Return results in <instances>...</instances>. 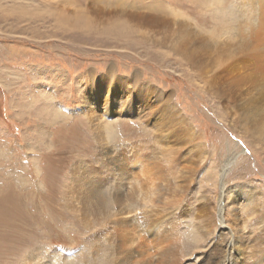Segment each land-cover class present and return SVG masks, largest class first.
<instances>
[{
    "label": "rangeland",
    "instance_id": "obj_1",
    "mask_svg": "<svg viewBox=\"0 0 264 264\" xmlns=\"http://www.w3.org/2000/svg\"><path fill=\"white\" fill-rule=\"evenodd\" d=\"M257 12L253 0H0V264H204L212 249L226 264L243 258L235 237L264 264V142L217 95L261 73L244 53ZM263 66L241 85L249 115ZM109 67L121 83L94 87L89 73ZM121 220L151 233V256L143 243L127 254Z\"/></svg>",
    "mask_w": 264,
    "mask_h": 264
},
{
    "label": "bare ground",
    "instance_id": "obj_2",
    "mask_svg": "<svg viewBox=\"0 0 264 264\" xmlns=\"http://www.w3.org/2000/svg\"><path fill=\"white\" fill-rule=\"evenodd\" d=\"M222 1V0H221ZM254 3L258 4V12H257V15L255 14L254 18L251 19V21L249 20L248 21V29H251V32H253V35L254 37H252V39L254 40H257L255 43H259L257 45H255L256 48L254 47H250V48H247L246 51L244 53H246V58H247V61L249 60L248 64H249V68H254L255 70H260L261 73H262V69L259 68L260 65H264V0H253ZM220 2V1H219ZM222 3V2H221ZM221 6V4H220ZM217 7V6H216ZM242 8V7H241ZM216 9V8H215ZM221 10V9H220ZM231 10V9H230ZM243 13V11H242ZM241 13V14H242ZM224 14V12H223ZM226 14V12H225ZM229 14V13H228ZM230 15V14H229ZM252 15V14H251ZM155 16V15H153ZM153 16H149L148 17V24L151 25V24H156L157 21L159 20V17H153ZM227 17V16H226ZM249 17V16H248ZM236 18V16H235ZM243 19V18H242ZM142 20V19H141ZM233 20V19H232ZM238 23V22H237ZM236 23V24H237ZM251 23V24H250ZM226 25V24H225ZM246 27V25H245ZM237 28V27H236ZM235 30V29H234ZM237 30V29H236ZM235 30V31H236ZM213 33V32H212ZM225 33V32H224ZM249 36V35H247ZM243 37V36H242ZM250 37V38H251ZM233 38V37H232ZM238 38V37H237ZM248 38V37H247ZM249 38V39H250ZM251 40V39H250ZM249 40V42H250ZM240 42V40H239ZM214 44V40L211 42ZM224 43V42H223ZM234 43V42H233ZM238 43V42H237ZM241 43V42H240ZM253 43V42H252ZM218 44V42H217ZM215 44V45H217ZM242 44V43H241ZM223 45V44H221ZM235 45V44H234ZM240 45V44H239ZM231 46V45H230ZM236 46V45H235ZM235 46H231L229 49L227 47H223L222 46V49H224L223 51H226V52H229L231 55H238L239 51H240V48H235ZM243 53V54H244ZM228 57L230 58V55L227 54ZM240 55V54H239ZM187 56V55H185ZM223 56V55H222ZM243 56V55H242ZM232 57V56H231ZM238 58V57H237ZM236 58V59H237ZM191 60V58H190ZM245 62V61H244ZM222 64V63H221ZM235 64V63H234ZM242 63L239 61L237 63V66H233V68L231 69V72L233 73L232 70H236V69H242L240 68L239 66L241 65ZM247 64V63H246ZM217 65V64H216ZM220 65V64H219ZM231 65V64H230ZM215 67H218V66H215ZM229 67V66H228ZM232 67V66H231ZM264 67V66H263ZM220 68V67H219ZM230 68V67H229ZM258 68V69H257ZM262 68V67H261ZM225 71V70H224ZM251 71H253L251 69ZM94 72V71H93ZM93 72L89 73L88 77L90 79V81L92 82V85L95 87L96 84H98L99 88L100 89H105L106 87H114V86H117L118 84H120V80H118V78H116L115 76V72H114V68L113 67H109V70H108V74L106 75H102L100 76L97 75V74H94ZM221 72V71H220ZM230 72V73H231ZM248 72V71H247ZM257 73V71L255 72ZM258 73H260L258 71ZM257 73V74H258ZM259 74V75H262V74ZM242 74V73H240ZM247 74V73H246ZM243 75V74H242ZM259 75H256L254 74L253 77L251 76H241L239 75L238 77L237 76H232L229 78V83L231 81V83H233V87L229 88V89H225V85L226 84H221V88H219V91H218V96L220 99H222V101L224 102V105L226 106V109L232 111V114L235 116V117H238V123L241 124V128L244 129L248 134L251 135V137H254L255 139L261 141L262 143L264 142V91L263 92H258V97H253L251 99V101L253 102H257V107H256V111L255 113H253L252 115H249L250 113L248 112V109L244 104H240L241 102H243V97H244V94L242 93V90H241V85H246L245 83H248V82H253L255 85L258 83V81H260L259 79ZM262 80V79H261ZM128 81V80H126ZM125 81V82H126ZM129 82V81H128ZM226 82V81H225ZM107 83H109L110 85H108ZM134 84V83H133ZM132 84V85H133ZM138 85V84H137ZM235 85V87H234ZM231 86V85H230ZM91 87V86H90ZM92 88V87H91ZM98 88V89H99ZM142 88V87H141ZM145 88V87H144ZM243 88V87H242ZM258 88V87H257ZM149 89V88H148ZM111 91V90H110ZM145 92V91H144ZM104 93V92H103ZM141 93V92H140ZM143 93V92H142ZM154 92H152V90L150 91H147L144 93L145 96H147L148 94L149 95H153ZM94 94V90L93 89H90V92H89V96H88V99L92 100L90 97H92ZM106 94V98L108 99L109 98V91H105ZM157 95V94H156ZM255 96V95H254ZM119 95L115 94L114 95V99H119ZM156 97V96H155ZM204 99V98H203ZM263 100V101H262ZM108 101V100H107ZM249 101V100H248ZM87 102L90 103L89 100H87ZM105 102V101H104ZM222 102V103H223ZM108 103V102H107ZM253 104V103H252ZM251 107V106H250ZM255 107V106H254ZM231 113V112H230ZM95 112H93L91 114V119L93 122H95V120H100L101 118H98L97 116H95ZM94 119V120H93ZM236 119V118H234ZM67 121V119H66ZM102 121V120H100ZM103 122V121H102ZM100 123V122H99ZM184 124V123H183ZM237 124V123H236ZM100 125V124H99ZM104 125V124H102ZM95 126V125H94ZM101 126V125H100ZM102 127V126H101ZM106 127V126H105ZM102 129V128H101ZM104 130V129H103ZM184 130V129H183ZM99 131V130H97ZM168 136V135H167ZM43 137V136H42ZM102 137V136H100ZM48 138V137H47ZM51 143V142H50ZM180 143V142H179ZM259 145V144H258ZM264 148V147H263ZM169 150V149H168ZM194 152V151H193ZM200 152V151H198ZM197 155V153H195ZM194 154V155H195ZM192 156V155H190ZM120 159V158H119ZM122 159V158H121ZM120 159V160H121ZM189 159V158H188ZM119 160V161H120ZM190 161V160H189ZM117 162V161H116ZM123 163V162H122ZM195 163V162H193ZM120 165V163L118 164ZM129 165V164H128ZM74 167V166H73ZM226 167V166H225ZM117 168V167H116ZM130 169V168H128ZM119 170V169H118ZM186 171L188 170H191L190 168H187L185 169ZM124 172V171H123ZM142 173V172H141ZM79 174V173H78ZM118 174V173H117ZM116 174V176H117ZM186 176V175H185ZM146 177V176H145ZM185 178V177H184ZM121 179V178H120ZM98 180V179H97ZM150 180V179H149ZM185 180V179H184ZM186 181V180H185ZM99 182V181H97ZM121 182V181H120ZM100 183V182H99ZM183 183V182H182ZM185 184V183H183ZM149 185V184H148ZM82 186V185H81ZM130 186V185H129ZM180 186V185H179ZM182 186V184H181ZM120 187V186H119ZM78 188V187H77ZM144 188V187H142ZM180 188V187H179ZM135 189V188H134ZM139 189V188H138ZM183 189V188H182ZM94 191V190H92ZM90 191V192H92ZM148 191V189H147ZM120 192V191H119ZM137 192V191H136ZM153 193V192H151ZM118 194V193H117ZM121 194V193H120ZM119 194V195H120ZM127 194V193H126ZM148 194V193H147ZM146 194V195H147ZM163 194V193H162ZM129 195V194H128ZM175 195V194H174ZM121 196V195H120ZM93 197V196H92ZM149 197V196H148ZM117 198V197H116ZM119 198V197H118ZM151 198V197H150ZM176 198V197H175ZM150 200V199H149ZM153 200V198H152ZM147 201V200H146ZM155 201V200H154ZM256 201V200H255ZM86 202V201H85ZM105 202V201H104ZM153 203V202H152ZM253 203V202H252ZM125 204V203H124ZM154 204V203H153ZM152 204V205H153ZM100 210V209H99ZM124 211V210H123ZM128 211V210H127ZM263 211V210H262ZM126 212V211H124ZM248 212V211H247ZM93 213V212H92ZM101 213V212H100ZM176 213V212H175ZM98 214V213H97ZM117 215V214H116ZM100 216V214H99ZM136 219L137 216H134ZM131 220V218H130ZM204 220V219H203ZM115 221V220H114ZM205 221V220H204ZM248 221V220H247ZM251 221V220H250ZM118 224V228H117V233L119 234V237L121 238H117L118 240L122 241L123 240V246H125L127 249H130L129 251H127L126 249V252H130V253H127V254H131V252L133 251L132 248L133 246H136L137 249H139L141 247V244L143 243V246L142 248L145 247V249L147 248V250H143L142 248H140L141 250V254L143 255H147L148 256H151L150 254V251L152 248L154 247H150L148 242H149V239L147 238V235H150L151 233L147 232V229L145 230H142V227L143 226H140L139 225V222L137 220V223L138 225L140 226L145 238L148 239V242L145 241L144 242V237H135V229H131L130 228V224L127 223V221L125 220H121L120 222H116ZM204 223V222H203ZM198 224V223H197ZM102 226V225H101ZM115 227V226H114ZM133 227V226H132ZM115 230V229H114ZM195 230V229H194ZM139 231V229H138ZM141 232V231H140ZM240 233V232H239ZM247 233V232H246ZM134 235V236H133ZM116 236V235H115ZM130 236L132 238H130ZM195 236V235H194ZM240 236V235H239ZM165 237V236H164ZM144 238V239H143ZM238 238V237H237ZM236 237L233 238V242L235 241L236 242V245H237V249L235 250L238 255H240L239 257H243L242 259L241 258H236V259H230V260H224V262H227L226 264H252L250 263V258H252V254L251 255H248L246 254V256H244V249L242 247H244V243H242V241L240 239H237ZM240 238V237H239ZM110 239V238H109ZM197 239V237H196ZM128 241V242H127ZM167 242V241H166ZM252 243H254L252 240L250 241ZM249 242V243H250ZM258 242V240H257ZM256 242V243H257ZM260 244V243H259ZM258 244V245H259ZM250 244H246V248L247 249L249 247ZM104 246V245H103ZM120 246V245H119ZM251 246V245H250ZM253 247L256 246V244L254 243V245L252 244ZM174 247V246H173ZM235 248V247H234ZM260 248V247H259ZM117 250V249H116ZM113 251V250H112ZM197 251V250H196ZM251 251V250H250ZM121 252V251H120ZM161 252V251H160ZM206 252V251H205ZM133 253V252H132ZM135 253V252H134ZM138 253V252H137ZM137 255V254H136ZM222 254H220L219 250L218 252H216L214 249H212L209 253H208V259L206 261V263L204 264H217V261L221 258ZM254 255V254H253ZM129 256V255H128ZM257 256V255H256ZM127 257V256H126ZM133 257V256H132ZM143 257V256H142ZM189 257V256H188ZM250 257V258H249ZM137 258V257H136ZM177 258V256H176ZM257 258L259 259L260 257L257 256ZM131 259V258H130ZM135 259V258H134ZM143 259V258H142ZM227 259V258H226ZM107 260V259H106ZM126 260V259H125ZM132 260V259H131ZM130 260V261H131ZM141 260V259H140ZM133 261V260H132ZM131 261V262H132ZM135 261V260H134ZM252 261V260H251ZM138 263V260L136 261ZM142 262V261H141ZM139 261V263H141ZM144 262V260H143ZM142 262V263H143ZM146 262V260H145ZM157 262V261H156ZM161 262V261H160ZM135 263V262H134ZM136 263V264H137ZM138 263V264H139ZM141 263V264H142ZM151 264L149 262V260L146 262V264ZM127 264V263H126ZM130 264V263H129Z\"/></svg>",
    "mask_w": 264,
    "mask_h": 264
}]
</instances>
